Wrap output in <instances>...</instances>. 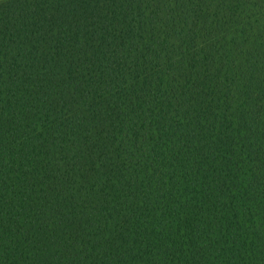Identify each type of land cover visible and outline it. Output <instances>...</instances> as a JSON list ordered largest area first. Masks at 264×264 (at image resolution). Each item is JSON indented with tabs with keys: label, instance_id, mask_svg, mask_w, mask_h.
<instances>
[{
	"label": "trees",
	"instance_id": "obj_1",
	"mask_svg": "<svg viewBox=\"0 0 264 264\" xmlns=\"http://www.w3.org/2000/svg\"><path fill=\"white\" fill-rule=\"evenodd\" d=\"M0 264H264V0H0Z\"/></svg>",
	"mask_w": 264,
	"mask_h": 264
}]
</instances>
